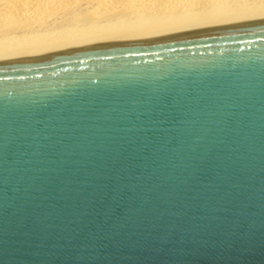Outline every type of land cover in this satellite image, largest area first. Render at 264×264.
<instances>
[{"label":"water","instance_id":"obj_1","mask_svg":"<svg viewBox=\"0 0 264 264\" xmlns=\"http://www.w3.org/2000/svg\"><path fill=\"white\" fill-rule=\"evenodd\" d=\"M0 264H264V15L1 56Z\"/></svg>","mask_w":264,"mask_h":264},{"label":"bare ground","instance_id":"obj_2","mask_svg":"<svg viewBox=\"0 0 264 264\" xmlns=\"http://www.w3.org/2000/svg\"><path fill=\"white\" fill-rule=\"evenodd\" d=\"M262 15L264 0H0V57Z\"/></svg>","mask_w":264,"mask_h":264},{"label":"rangeland","instance_id":"obj_3","mask_svg":"<svg viewBox=\"0 0 264 264\" xmlns=\"http://www.w3.org/2000/svg\"><path fill=\"white\" fill-rule=\"evenodd\" d=\"M79 7H77L74 11H73V13L69 16V21H74V20H76V19H78L79 18V15H80V10L78 9Z\"/></svg>","mask_w":264,"mask_h":264}]
</instances>
